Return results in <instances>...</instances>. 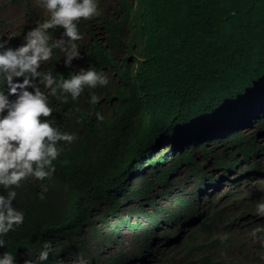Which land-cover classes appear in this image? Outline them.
I'll return each mask as SVG.
<instances>
[{
  "label": "trees",
  "instance_id": "1",
  "mask_svg": "<svg viewBox=\"0 0 264 264\" xmlns=\"http://www.w3.org/2000/svg\"><path fill=\"white\" fill-rule=\"evenodd\" d=\"M143 1L156 21L128 40L117 30L109 36V47L121 44L141 59L134 86H113L116 114L102 121L76 115L68 102L49 96L55 104L48 119L76 139L53 161L50 178L0 186V195L16 191L12 203L24 215L0 236V258L11 253L15 264H78L81 258L86 264H254L248 258L264 257L259 233L248 248L237 238L243 219L264 227L256 212L264 192L238 189L264 179V0ZM25 10L34 13L28 1ZM20 38L7 46H20ZM155 151L172 158L177 151L191 165L186 178L196 188L169 183L177 159L166 170L151 161L154 171L134 185L142 161ZM210 159L219 174L200 170ZM223 183L235 187L219 195ZM127 233L141 235L143 256L91 254L95 240L118 242ZM45 242L51 251L42 261Z\"/></svg>",
  "mask_w": 264,
  "mask_h": 264
},
{
  "label": "clouds",
  "instance_id": "2",
  "mask_svg": "<svg viewBox=\"0 0 264 264\" xmlns=\"http://www.w3.org/2000/svg\"><path fill=\"white\" fill-rule=\"evenodd\" d=\"M162 1L166 4L171 0ZM36 2L48 13V19L42 24L37 19L36 7L29 3L34 13L28 14L23 6L24 18L18 31L5 33L0 28V186L5 189L20 187L21 181L28 177L50 178L55 172L53 161L76 139L74 134L60 132L48 119L52 115L50 105L54 103L50 95L61 103L68 102V110L76 115H92L102 121L116 114L118 103L113 86L123 87L124 83L134 86L141 59L129 56L121 44L109 47L110 33L117 30L126 34L128 40L134 30L138 32L142 26L156 21L143 0ZM17 36L21 37L20 46H7ZM118 64L123 71L122 77ZM10 96L15 98L9 99ZM164 154L165 151H155L143 160L132 183L135 185L137 179L143 177L142 181L154 171L151 161H155L159 169L166 170L173 160L181 157L177 151L173 152V158ZM181 158L173 174L186 163ZM165 163L164 167L159 165ZM16 195L14 190L8 191L7 196L0 195V236L24 222L23 213L12 203ZM256 212L264 216V202L257 203ZM257 233L259 239L264 240V227L254 229L253 237ZM125 235L131 242V250H123L125 244L119 242L126 239L123 236L118 242L111 241L119 246L118 250L143 256L141 235L137 239L128 233ZM4 245L5 241L0 239V247ZM118 250L90 252L94 256L103 255L105 259L118 255ZM50 251L51 244L45 242L40 260H47ZM75 263L72 259L71 264ZM0 264H15L13 255L4 253ZM19 264H32V261L23 260ZM78 264H86V261L81 258Z\"/></svg>",
  "mask_w": 264,
  "mask_h": 264
},
{
  "label": "rangeland",
  "instance_id": "3",
  "mask_svg": "<svg viewBox=\"0 0 264 264\" xmlns=\"http://www.w3.org/2000/svg\"><path fill=\"white\" fill-rule=\"evenodd\" d=\"M26 1L31 3L34 7H36L37 12V19H39V23L42 24L46 19H48V13L45 9L38 6L36 0H21L16 1L15 3L11 0H0V25L1 28L5 33H13L14 31H18L21 22L24 18L23 11L24 7L26 5ZM259 124H256L254 128H258ZM260 142L264 143V138H260ZM211 150L215 152H220V148H214L212 145ZM194 156L196 155V159L199 160L201 157L199 156V152H193ZM225 158L227 160H230V156L225 155ZM179 161H182L181 157H177ZM161 167H164L165 164H159ZM152 167V166H151ZM150 167V168H151ZM200 170H208L213 175L219 174V168L216 162L213 161V159H210L208 164H205L203 166L199 167ZM190 169V166L188 164H184L181 166V170H178L175 174H173L170 179L169 183L174 187H182L184 191L189 190L191 188H196V185L194 181L190 180L189 178H186V174L188 173ZM143 177L137 179L135 182H139ZM234 183H224L223 185H220V188H223L219 195L223 194L224 192H230L232 188H234ZM238 189L243 191V194H259L264 192V179H259V181H248L247 183L242 184ZM206 202V197L202 199V203ZM128 214V213H127ZM247 220V219H243ZM243 220H241V226L237 230V238L241 239L243 242H245V247H251L252 241H258L257 237H253L252 233L254 231V226L250 225L249 223H243ZM123 238L119 242L122 244H125L123 246V250H131L132 245L130 240H128V236L124 235ZM257 238V239H256ZM118 250L119 246L114 243L113 241H109L106 238H100L98 240H95L92 245V250L94 252H106L110 251L112 249ZM249 262H253L254 264H264V257L256 259L254 256H251L248 258Z\"/></svg>",
  "mask_w": 264,
  "mask_h": 264
},
{
  "label": "bare ground",
  "instance_id": "4",
  "mask_svg": "<svg viewBox=\"0 0 264 264\" xmlns=\"http://www.w3.org/2000/svg\"><path fill=\"white\" fill-rule=\"evenodd\" d=\"M165 166V165H164Z\"/></svg>",
  "mask_w": 264,
  "mask_h": 264
}]
</instances>
